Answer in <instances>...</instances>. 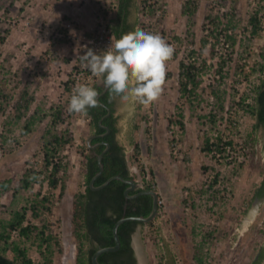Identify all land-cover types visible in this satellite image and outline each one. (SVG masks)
<instances>
[{"label": "rangeland", "instance_id": "1", "mask_svg": "<svg viewBox=\"0 0 264 264\" xmlns=\"http://www.w3.org/2000/svg\"><path fill=\"white\" fill-rule=\"evenodd\" d=\"M48 1L53 2V0ZM78 1L84 2V0ZM92 1L95 3L94 8L98 15L97 4L100 0ZM44 2V0H0V39H3L0 41V182L10 180L9 191L0 196V219H8L12 211L20 210L27 205V202L33 200L36 193H39V199L47 195L53 200L50 206L51 213L45 212L38 219L30 218V214H28V223L38 227L46 225L51 235L57 240L58 246H54V264H74L77 244L72 237L71 207L74 196L83 192L84 189V164L81 155L87 153V135L94 130L86 118L76 119L80 116L78 114L68 116L67 107L71 97L69 94L70 77L80 67V61L76 68L67 73L63 82L60 80L58 83L60 90L51 91L48 83L51 80H48V84L46 83L44 86L41 82L43 76L39 69V59L47 58L46 51L42 52L46 47L40 45L38 41H34V37L40 28L36 14L43 13V10L45 11V8L50 4L48 2L42 7ZM163 2L167 6L165 0ZM198 2H200V8L197 11V16L195 15L197 27L195 26L193 31L189 30L190 33L185 34L182 45L174 43L171 36L167 38L168 44L173 48L179 47L177 51L181 53V61L189 58V53L193 50L196 53L192 55L195 58V67H199L203 61L206 64L205 68L201 70V85L198 89L200 95L198 101L194 103L195 107L191 108L184 99L177 102L179 105L183 103L184 107L188 106L189 118L195 120L197 124L195 135L198 143L194 142L189 146L188 151L182 152L180 146L182 133L177 124L181 120L175 111L169 114L167 120H170L171 123H167L165 130L168 154L171 159L182 162V165L187 163L184 170H187L185 176L189 182L192 158L188 152L199 153L206 137L210 138L211 142L215 141L217 137H220L222 142L223 140H232L236 147L228 149L230 158L226 162L215 161L209 154L200 151L206 158L208 167H201V175L198 180L181 190L184 204L190 201V207L193 204L194 208H198V213L202 208L207 215L206 223L196 224L198 227L195 230H200L201 233L197 240L189 239L188 242V239L182 237L180 232L175 233L182 238L174 234L175 227L167 221L165 202L158 194L162 201L161 213L157 216L158 219L155 217L150 222L151 225L142 226L141 238L147 255V264H166L163 243L167 245L168 254L174 258V264H192V248L199 244L202 237L208 232L212 234L211 264H253L257 251L261 248L264 249V204L254 200V192L264 175V130L257 129L255 133L257 144L254 148L244 146L243 140L251 132L253 120L240 110V105L237 103L242 98L246 99V103H251L247 97H252V89L262 77V74H258L257 71L251 73V70L259 61L260 49H264V0H199ZM149 11L147 12L148 17L141 25L146 26L147 29L152 28L155 34L161 36L160 22L165 16L167 8L165 13L156 19L153 15H149ZM231 11H234L239 22L237 28L239 41L233 51L231 52L229 48L220 44H216L212 52H210V46L201 48V40L205 37L202 30L204 17L208 13L213 16H221L223 13ZM253 13L258 14L261 31L258 37L251 38L248 22ZM43 15L44 13L41 14V16ZM60 35H51L49 41L54 43L57 36L60 37ZM209 43H211L210 40ZM84 44L85 41L82 48ZM82 52L83 49L80 55ZM51 53L55 54V51L51 50ZM230 53L232 54L230 55ZM220 56L230 59L223 69L225 78L222 81L215 73ZM45 72L47 71L45 70ZM52 76L50 74L45 78L52 79ZM66 85L68 92H65ZM24 88L34 98L26 118L37 110L40 118L43 117L28 134L22 131L26 118L19 122L13 119V102ZM214 89L224 95L223 112L217 110L215 101L209 94ZM4 95L7 97L5 100L2 98ZM57 105L63 107L65 115V123L58 125L57 128L59 131L69 128L74 140L73 145L65 148L62 152V155H65L64 161L69 164V169L65 195L61 200L57 199L58 190H49L47 183L42 181L44 174L40 175L39 183L34 184L28 191L21 190L19 182L26 170L41 171L43 169L41 136L51 122V109ZM151 107V105L148 106V111L151 110ZM210 113L215 116L213 126L205 118ZM142 116L144 117V114ZM74 123H78L80 126L84 125L81 126L84 129L77 131L78 125ZM171 144L173 146H170ZM173 148L176 154H173ZM240 164H242V169L239 168ZM136 167L139 175L133 174V179H136L143 188L154 186L158 193L157 183L149 175V172L141 165H136ZM214 180H216L215 183ZM257 206L260 207L259 215L252 211ZM187 207L184 206L185 211ZM185 211L183 213H186ZM190 213L189 211L188 214L190 215ZM247 219H251V221L246 225ZM181 225H184L182 221ZM11 235L12 238L16 237V233ZM28 255L33 264L41 263L42 259L34 249L28 248ZM172 261L170 260V264L173 263Z\"/></svg>", "mask_w": 264, "mask_h": 264}, {"label": "trees", "instance_id": "2", "mask_svg": "<svg viewBox=\"0 0 264 264\" xmlns=\"http://www.w3.org/2000/svg\"><path fill=\"white\" fill-rule=\"evenodd\" d=\"M97 1V0H95ZM93 2V1H92ZM94 3V2H93ZM95 4V3H94ZM122 9L121 0H117V8ZM116 8V9H117ZM118 9V11H119ZM198 9V0H183L181 13L187 17L190 27L195 25V14ZM154 12L149 11V15L152 16ZM257 13H253L249 18L251 38L258 37L261 27L257 17ZM238 20L234 11L225 12L221 16L211 15L208 13L204 17V24L202 30L205 33V37L201 40V48L206 46L211 47V51L216 44H219V39L223 37L228 44L231 52L236 44H238L237 28L239 27ZM111 28V27H110ZM112 30V28H111ZM114 34V31H112ZM190 33L188 30L187 33ZM176 40V39H172ZM209 40L211 43H209ZM3 41V39H0ZM177 44L179 40L175 41ZM190 57L196 54L195 51H190ZM232 53H230L231 55ZM259 61L252 67L251 73L257 71L258 74H263L260 77L258 84L252 89V97H247L251 100V103H246V99H241L237 104L240 105V110L245 112L250 118L254 120L251 132L243 140L244 146H250L254 148L257 144L255 133L260 126L264 125V50L258 55ZM189 64H185L183 61L179 63V82L178 91L180 98L184 99L191 108H194V103L198 101L199 92L198 89L201 85V70L205 68V62L203 61L199 67H195V58ZM230 62V59H224L219 57L216 75L222 81L225 78L223 69L226 64ZM66 85L65 92H68ZM210 96L215 101V107L219 112L224 111V95L219 93L216 89L210 91ZM107 96L103 95L99 102L110 109V115L106 116L105 109L97 107V109H89L87 116L90 118L89 125L94 130V135L104 134L105 131L98 125V121L102 119L101 125L109 129V133L103 138H95L91 141V145L105 142L109 144V149L103 155L101 163L103 170L101 175L93 182L94 187L102 185L107 179L112 176H120L123 179L133 180V176L130 175L128 162L125 158L123 150L115 141V134L117 132L115 127V118L110 104L107 102ZM3 100L7 97L2 96ZM34 98L30 95L27 89H22L18 94V97L13 102V119L16 122L26 118L30 111ZM75 114L69 113L68 116ZM39 111H34L22 127V131L28 134L32 131V128L40 121ZM51 122L44 134L41 136V152H42V170L37 171L34 169L26 170L20 179V189L28 191L32 189L34 184L39 183L40 175L44 174L42 181H45L49 190H58L57 199L61 200L65 195L66 180L68 178L69 164L64 161L65 155L62 152L65 148L73 145V135L69 128H64L59 131L57 126L65 123V115L63 113V107L57 105L51 109L50 114ZM181 120L182 115H178ZM208 123L211 126L215 123V116L208 114L206 117ZM169 123L170 120H169ZM181 133L184 130V125L181 121L177 122ZM236 144L232 141L222 142L220 137H217L215 141L211 142V139L206 137L203 140L201 152L204 154H211L214 151L219 155L218 158L212 157L215 161H227L230 156L226 152V148L229 150L234 149ZM104 150V146H98L94 152L100 154ZM92 152L87 149V153L82 156L84 164V189L83 192L74 196L71 207V223H72V237L77 244L75 263L74 264H91V256L93 253L104 247H111L114 245L112 237V228L114 224L121 218L129 217H147L151 211L152 198L148 195H140L133 199H126L124 191L127 185L113 180L107 186L98 191H92L89 188V183L98 171L96 157ZM253 154V153H252ZM242 169V164L239 165ZM41 182V181H40ZM216 180H214V183ZM10 180H4L0 182V196L9 191ZM150 190V189H146ZM144 191L137 189L130 192L129 195H135L138 192ZM13 193V198H14ZM264 196V176L260 182V185L254 192V197ZM53 200L47 195L42 196L39 199V193H36L33 200L27 202V205L23 206L20 210L12 211L9 214L8 219H0V264H33L28 255V248L34 249L37 255L42 259L40 264H54V246H58L57 240L51 235L46 225L38 227L28 223V214L30 218L38 219L43 213H51V204ZM26 223V225H25ZM151 223L144 224L142 226H149ZM138 223L136 222H124L117 228V235L120 241V247L116 252H108L101 254L97 261L99 264H136L134 252L131 247V236L135 232ZM12 233H16V237L12 238ZM212 234L206 233L199 244L192 248L191 263L192 264H208L211 261L210 246ZM163 252H165L166 260H173L170 256L167 245L163 243ZM167 253V254H166ZM253 264H262L264 262V249H259L258 254L254 257ZM168 261V260H167Z\"/></svg>", "mask_w": 264, "mask_h": 264}, {"label": "crops", "instance_id": "3", "mask_svg": "<svg viewBox=\"0 0 264 264\" xmlns=\"http://www.w3.org/2000/svg\"><path fill=\"white\" fill-rule=\"evenodd\" d=\"M44 1L42 7L48 2L50 4L45 8V11L43 10V16H41L43 14L41 12L36 14L40 28L34 37V41H38L40 45L46 47L42 52L46 51L47 58L39 59V69L43 76L41 82L44 86L48 80H51V82H48L49 87L51 91L56 92L60 80L63 82L67 73L71 69L76 68L83 49L82 44L95 31L97 15L94 8L95 4L92 0H84V2H79L78 0H53L52 3L48 0ZM143 1L121 0L123 8L119 9L118 6L109 21L110 27L114 31V37L119 38L122 34L133 31L145 22L148 13L142 8ZM165 2L167 4V12L160 22L161 37L168 43L169 40L167 38L171 36L172 39L179 40L178 44L181 46L187 31H193L197 25L190 27L187 17L181 13L183 0H165ZM199 3L197 11L200 8ZM195 15L197 16V13ZM53 34L61 35L60 37L57 36V40L54 43H51L49 37ZM176 40H173V42L176 43ZM51 50L55 51V54H52ZM177 50H179V47H174L173 57L167 62L166 82L162 95L157 102L151 105L150 111H148V107L137 105L134 114L129 118L126 113L120 111L119 101L110 99L108 91L102 86L99 78H96L88 86L95 88L100 93L98 101L103 95H108L107 102L113 111L117 130L115 141L125 154L129 171L132 167L141 165L149 172V175L157 183V194L165 202L167 212L165 217L171 225H174V234L177 236L175 232H180L182 237L188 239L189 242V239H194L195 241L201 236L200 230H195L198 227L196 224L200 223L202 225L206 223L207 215H205L202 208L199 209L200 213H198L197 207L194 208L193 204L190 207V201L184 204L183 202L185 201L182 199L181 190L188 184L191 185L198 180L201 175V167H208V162L204 155L200 153L201 150L199 151L200 154L189 151L188 153H190L192 158V167L189 170L190 177H188L189 182H187L185 176L187 170H184L187 163L182 165V162L171 159L168 154L165 130L167 123H169L167 120L169 114L175 111H177L178 115H182L181 122L184 125L180 144L182 152L188 151L189 146L194 142L197 141L195 144L198 143L195 135L197 124L195 120L189 118L188 106L184 107L182 106L183 103H180V105L177 103L178 100H182L178 91L181 53ZM50 74L53 75L52 79H49V77L45 78V76ZM44 78L47 80L45 81ZM97 107L89 109H97ZM142 114H144V117ZM78 118L81 120L86 118V121L90 120L87 115H80L76 119ZM74 124L78 125L77 131L84 129L81 127L84 125ZM91 135H94V132L89 133L87 136ZM185 205L189 207L186 208V211ZM184 211L186 213H183ZM189 211L191 212L190 215L188 214ZM183 216L185 217L183 218ZM181 221L184 225H181ZM177 237L182 238L180 235ZM138 247L143 248L144 257L141 255L143 258H141V263L144 260V263L147 264L143 240H140V245L137 244ZM166 264H170L169 259L168 261L166 260Z\"/></svg>", "mask_w": 264, "mask_h": 264}, {"label": "clouds", "instance_id": "4", "mask_svg": "<svg viewBox=\"0 0 264 264\" xmlns=\"http://www.w3.org/2000/svg\"><path fill=\"white\" fill-rule=\"evenodd\" d=\"M174 48L159 34L136 27L119 38L111 37L106 50L86 48L80 55L81 67L99 78L110 99L118 100L120 111L130 118L137 105L148 107L157 102L166 82V65ZM100 93L87 84H78L67 107L69 113L87 115L98 106ZM253 212L260 214V207Z\"/></svg>", "mask_w": 264, "mask_h": 264}, {"label": "built area", "instance_id": "5", "mask_svg": "<svg viewBox=\"0 0 264 264\" xmlns=\"http://www.w3.org/2000/svg\"><path fill=\"white\" fill-rule=\"evenodd\" d=\"M97 7H98L99 12H98L97 19H96L97 23H96L95 31L92 34H90L87 37V39L85 40L82 55L85 54L86 48L93 49L96 52L106 50L107 47L110 45L111 37L114 36L113 32L110 28L109 21L113 17V14L117 8V0H100L99 3L97 4ZM142 8H144L145 11H147V12L150 9H152V11L154 12L153 17H154V19H156L157 17H159L160 15L165 13L167 6L164 4L163 0H147V1L143 2ZM140 28H142L145 31L154 33V30L152 28L148 27L149 29H147L146 26H142V25L140 26ZM219 44L224 46L225 48L228 47V44L223 37H221L219 39ZM263 50L264 49H262V50L260 49V52ZM193 60H194L193 58H186L183 60V62L185 64H189ZM70 78H71L70 93H69L70 96L73 95L74 89L78 84L90 85L96 80V77H93L92 74L90 73V71L81 67V65L78 68V70H76L74 72V74L71 75ZM223 142H226V141L223 140ZM170 146H173V145L171 144ZM228 149L229 148H226L227 153H229ZM173 154H176V152L174 151V148H173ZM209 155L211 157H213V156H215L216 158L219 157V155L216 154V152L214 151V148H213V152ZM179 158H181V160H182V157H179ZM129 172H130L131 176H133V174L137 175V176L139 175V171H138L137 167H132ZM134 182L136 184L138 183L137 184L138 189H142V190L150 189L151 191L156 193L154 186H151L150 188L149 187L143 188L142 186L139 185V182H137L136 179L134 180ZM185 194H186V192H185ZM161 206H162V201L158 197L157 212H156V216H155L156 218L161 213V211H160ZM213 241H216V240L213 239ZM208 264H211L210 261Z\"/></svg>", "mask_w": 264, "mask_h": 264}, {"label": "water", "instance_id": "6", "mask_svg": "<svg viewBox=\"0 0 264 264\" xmlns=\"http://www.w3.org/2000/svg\"><path fill=\"white\" fill-rule=\"evenodd\" d=\"M100 96V95H99ZM99 98V97H98ZM98 105L100 107H102L103 109H105L106 111V116L110 115V109L106 106H104L102 103H100L98 101ZM101 121L102 119H100L98 121V125L101 129H103L105 131L104 134L101 135H91L86 139V147L87 149H89L92 153V155L94 157H96V161H97V168L98 171L95 174V176L92 178V180L89 183V188L92 191H98L101 190L102 188H104L105 186H107L111 181L113 180H117L120 181L124 184L127 185L126 190L124 191V196L126 199H133L136 198L140 195H148L152 198V207H151V211L149 213V215L147 217H129V218H121L119 219L113 226L112 228V237H113V241H114V245L111 247H104V248H99L97 249L93 255L91 256V264H99L97 261V258L103 254V253H108V252H116L118 251L119 247H120V241L117 235V228L119 227V225H121L124 222H136L138 223V226L135 229V232L132 234L131 236V247L132 250L134 252V256L136 258L137 264H146L144 263V260L141 263V255L144 257V254L142 252L143 248L142 247H138L137 248V244L140 245V240L141 239V229H142V225L150 223L151 221L154 220L155 216H156V212H157V202H158V195L151 191V190H144L141 192L136 193L135 195L130 196L129 193L136 191L138 189L137 184L133 181V180H129V179H123L120 176H112L109 179H107L102 185L98 186V187H94L93 186V182L96 178H98L103 170V166L101 163V159L103 157V155L107 152V150L109 149V144L105 143V142H100L94 145H91V141L95 138H103L105 135H107L109 133V129L105 126L101 125ZM98 146H104V150L100 153V154H96L94 152V150L98 147ZM143 259V258H142Z\"/></svg>", "mask_w": 264, "mask_h": 264}, {"label": "flooded vegetation", "instance_id": "7", "mask_svg": "<svg viewBox=\"0 0 264 264\" xmlns=\"http://www.w3.org/2000/svg\"><path fill=\"white\" fill-rule=\"evenodd\" d=\"M262 77H263V74H262ZM250 100V99H249ZM102 108V107H101ZM252 119V118H251ZM253 120V119H252ZM253 124H254V120H253ZM260 128H262L263 130H264V125L263 126H260L258 129H260ZM264 176V175H263ZM254 200L255 201H260L261 203H263L264 204V196H262V197H254ZM249 221H251V219H247L246 220V225L247 224H249L250 222ZM245 225V226H246ZM258 254V251H257V253H256V255ZM135 257V256H134ZM136 259V258H135ZM254 260H255V258H254ZM136 264H137V261H136Z\"/></svg>", "mask_w": 264, "mask_h": 264}]
</instances>
